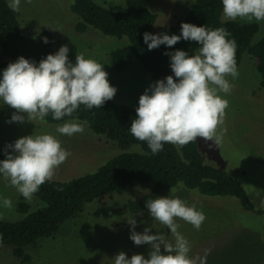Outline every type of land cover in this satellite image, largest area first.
Segmentation results:
<instances>
[{
    "label": "rangeland",
    "instance_id": "1",
    "mask_svg": "<svg viewBox=\"0 0 264 264\" xmlns=\"http://www.w3.org/2000/svg\"><path fill=\"white\" fill-rule=\"evenodd\" d=\"M9 1V0H8ZM108 9L121 11L126 8L124 0H95ZM195 0H153L150 8L158 19L154 27L159 30L182 22L191 10ZM71 0H21L20 9L15 12L25 32L35 36L50 30L55 39V49L69 48L68 58L75 64L76 55L94 59L103 65L110 84L117 89L116 103L134 109L139 98L155 81L137 61L123 71L115 72L110 63V53L127 43L126 39L107 37L89 28L85 33L75 29L79 20L71 13ZM223 21L228 20L222 14ZM239 23H257L260 31L252 40L257 44L263 36L262 22L235 20ZM238 70V77H227L232 85L229 94L219 93L227 99L224 122L217 129L220 142L197 138L199 149L205 161L228 172L244 188L246 195L258 209H264V89L259 86L257 71L249 56L245 55ZM149 94H151L149 92ZM15 109L0 99V147L9 142L30 135L51 134L61 147L71 153L56 170L52 179L69 182L95 173L122 151L113 142L95 135L86 125L82 133L72 136L60 134V124H49L40 120L8 123ZM65 123V122H64ZM133 150H139L134 147ZM153 185H150L152 187ZM149 188L139 184L128 187L124 194L113 195L86 205L75 219L62 225L51 238L38 241L35 248H26L28 261L22 262L13 256L12 248L0 246V264H114V257L124 252L130 259L134 254L149 258L150 246L135 245L130 239L131 225L136 220V232L150 228L149 234H163L174 242L170 230L154 220L149 210L131 214L127 208L129 200H136ZM21 194L0 174V220L16 222L24 216L17 210ZM179 197L188 206H194L205 214L199 230L190 223L177 218L178 231L190 243V257H205L206 264H262L264 260V217L246 212L233 197H205L195 190L178 185L162 193L161 197ZM3 198L12 202L11 208L3 206ZM31 212L43 206L33 197L26 200ZM163 252V247L161 248Z\"/></svg>",
    "mask_w": 264,
    "mask_h": 264
},
{
    "label": "clouds",
    "instance_id": "2",
    "mask_svg": "<svg viewBox=\"0 0 264 264\" xmlns=\"http://www.w3.org/2000/svg\"><path fill=\"white\" fill-rule=\"evenodd\" d=\"M20 4L21 0H9L8 7L18 12ZM222 6L228 20L264 21V0H222ZM229 36L225 28L209 29L191 23L181 24V35L144 33L149 51L160 45L172 47L181 39L199 45L191 56L183 50L165 52L170 56L176 79L169 75L154 82L139 98L129 131L137 140L146 141L153 154L163 151L164 144L185 146L197 138L220 142L217 129L224 122L229 102L219 93L229 94L232 85L227 77L235 79L239 75L237 45ZM48 42L45 37L44 43ZM68 52L66 45L61 46L38 66L23 56L9 63L0 79V99L16 110L8 123L24 122L23 114L28 121H43L49 114L54 120H61L73 117L81 105L88 110L101 108L114 98L117 89L110 84L103 65L83 54H77L73 64ZM84 123L73 118L58 125L56 131L72 136L84 131ZM7 147L12 151L0 160V174L28 201L71 155L51 134L21 137ZM2 203L5 208L12 207L8 198H3ZM145 204L151 217L170 230L174 242L160 233L149 234L150 228L136 232L137 222L131 218L130 239L137 246L149 245V258L134 254L129 259L120 252L114 257V264H206V256H189L191 245L176 223L179 218L199 230L206 218L202 211L188 206L179 197H159Z\"/></svg>",
    "mask_w": 264,
    "mask_h": 264
},
{
    "label": "trees",
    "instance_id": "3",
    "mask_svg": "<svg viewBox=\"0 0 264 264\" xmlns=\"http://www.w3.org/2000/svg\"><path fill=\"white\" fill-rule=\"evenodd\" d=\"M71 1L70 11L79 20L75 27L78 33H85L91 27L104 36L127 40L109 55L115 72L123 71L137 61L155 82L169 75L174 77L170 56L164 53L183 50L191 56L196 53L198 43L181 39L172 47L160 45L149 51L143 35L146 32L181 35V24L191 23L209 29L225 28L230 33L228 39H234L237 45V69L244 56H249L257 71L259 86L264 89V24L262 38L257 44H252L260 25L223 21L222 0H195L182 22L157 33L154 27L158 16L150 8L153 0H124L126 8L121 11L108 9L95 0ZM8 3V0H0V79L9 63L16 62L21 56L38 66L47 55L57 52L53 33L45 29L35 36L29 35ZM45 37L48 43H44ZM73 118L80 123L86 122L84 125L91 132L115 143L122 153L95 173L69 182L46 181L33 196L43 203L36 211L31 212L30 205L21 195L17 210L24 217L16 222L0 220V246L11 247L16 259L28 261L26 248H35L39 240L54 237L62 225L77 218L86 205L104 197L122 195L134 184L149 190L139 199L127 202L131 214L148 210L145 204L148 200L159 198L165 191L183 185L205 197H233L246 212L264 217V209L255 207L236 179L205 161L198 140L185 146L164 144L163 151L153 154L146 141L137 140L129 131L131 121L136 118V109L112 99L101 108L88 110L81 105L73 117L54 120L49 114L44 121L60 124ZM9 144L14 143L9 142L7 146ZM7 146L0 147V160L7 158L6 153L11 154L12 150ZM134 147L139 150L130 152Z\"/></svg>",
    "mask_w": 264,
    "mask_h": 264
}]
</instances>
